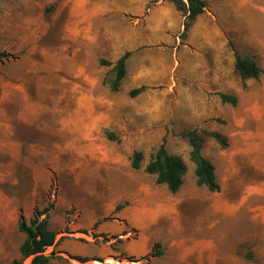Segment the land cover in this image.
I'll return each mask as SVG.
<instances>
[{"label": "rangeland", "instance_id": "obj_1", "mask_svg": "<svg viewBox=\"0 0 264 264\" xmlns=\"http://www.w3.org/2000/svg\"><path fill=\"white\" fill-rule=\"evenodd\" d=\"M204 1L218 33L216 52L201 58L187 48L197 18L184 31L186 16L169 1L0 0V264L20 259L19 217L50 205L49 264H84L58 249L66 242L119 251L97 264H264V0ZM233 50L258 65V79L240 78ZM192 63L215 77L203 95L191 87L202 72ZM194 130L217 193L196 184L184 135ZM161 145L187 167L176 193L144 170ZM97 224L127 228L96 235ZM132 244L150 250L136 257ZM153 250L160 255L147 260Z\"/></svg>", "mask_w": 264, "mask_h": 264}, {"label": "trees", "instance_id": "obj_2", "mask_svg": "<svg viewBox=\"0 0 264 264\" xmlns=\"http://www.w3.org/2000/svg\"><path fill=\"white\" fill-rule=\"evenodd\" d=\"M171 2L178 11L184 13L186 16V23L184 31L188 30L190 23H192L199 15L204 12V0H165ZM235 57V70L242 80L258 79L261 74V69L258 65L250 59L242 57L237 51L233 50ZM130 53H125L113 66L115 78L110 82V90L118 91L121 82L126 75V61ZM8 57L6 52H0V64ZM102 65L110 66V62L101 61ZM142 89V88H141ZM141 89L132 90L130 96H135ZM223 104H230L235 106L237 104L236 97L226 94H218ZM216 140L222 147L226 146L225 139L216 133L207 134ZM188 139L191 151L189 154L190 161L194 164V175L196 184L199 187H205L208 191L217 193L220 186L215 175L214 165L202 155V145L204 138L198 131H189L184 134ZM143 156L140 152H135L131 167L134 170L140 169ZM145 172L149 175L156 176V182L163 184L171 193H176L183 184L184 176L187 172L185 163L176 156L170 155L164 145L151 156L150 161L145 167ZM52 209L50 205L47 209L36 210L33 218L27 221L24 216H20L17 222L18 231L24 235V240L19 246L20 259L13 260L11 264H24V261L31 259L30 264H49L51 256L45 254L49 247H53L56 242V233L49 227V211ZM43 217V218H41ZM155 247H159L156 245ZM160 252L152 251L147 260L158 257ZM75 260L85 263L86 260L80 257H74Z\"/></svg>", "mask_w": 264, "mask_h": 264}, {"label": "crops", "instance_id": "obj_3", "mask_svg": "<svg viewBox=\"0 0 264 264\" xmlns=\"http://www.w3.org/2000/svg\"><path fill=\"white\" fill-rule=\"evenodd\" d=\"M217 29L215 27L214 22L208 17L207 14L203 13L199 15L195 21V24L192 28V34H194V39L196 41H190L188 43L187 48L190 49L191 52L195 53L198 57H203L205 53H215L216 52V35H217ZM187 55V53H183V56ZM203 60V59H202ZM201 60V61H202ZM129 62V59L127 60V64ZM143 62V61H142ZM202 63V62H201ZM182 63L179 61L178 67H180ZM193 69H201L202 72L197 75L196 78H193L190 82L191 87L197 88L198 94H205V91H209L210 83L213 82L215 77L213 76L212 79L209 78V68L194 65L192 63ZM188 67V66H186ZM138 75V76H137ZM137 79L139 81L147 80L148 76L143 72L141 69L139 73L137 74ZM143 84V83H142ZM170 87V84L167 86ZM177 87V84H176ZM144 221H147L148 223H151L154 219L150 218L152 216L151 211L144 210ZM121 219H127L122 217ZM129 221V220H128ZM132 222V219H130ZM133 227H135L133 225ZM127 226L124 224H113V225H99L97 224L96 230L94 233L96 235H99V233H106L110 235H117L118 233H123L126 231ZM135 243V242H134ZM50 248V247H49ZM59 250L62 252H67L70 255H76L81 256L83 258H86L88 261L84 264H87L89 262H96L102 260V262H105V260L111 256H118L119 251L113 250L109 245H103V244H95V243H88V244H79L74 242H66L61 244L58 247ZM150 249H146V245L140 244H132L127 248V251H129L132 254H135L136 257H143L145 256ZM101 264V263H100Z\"/></svg>", "mask_w": 264, "mask_h": 264}, {"label": "bare ground", "instance_id": "obj_4", "mask_svg": "<svg viewBox=\"0 0 264 264\" xmlns=\"http://www.w3.org/2000/svg\"><path fill=\"white\" fill-rule=\"evenodd\" d=\"M92 263H94V262H92ZM95 264H97V263H95Z\"/></svg>", "mask_w": 264, "mask_h": 264}]
</instances>
